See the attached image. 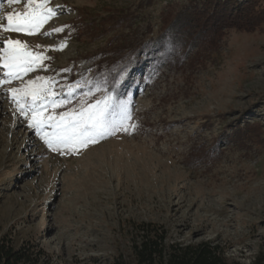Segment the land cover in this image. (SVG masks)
<instances>
[{"label": "rangeland", "instance_id": "obj_1", "mask_svg": "<svg viewBox=\"0 0 264 264\" xmlns=\"http://www.w3.org/2000/svg\"><path fill=\"white\" fill-rule=\"evenodd\" d=\"M254 1L250 27L225 29L204 59L139 56L122 100L136 130L62 155L28 127L10 89L40 76L65 99L82 70L92 75L96 53L158 39L163 16L187 0H52L64 10L34 34L5 30L28 0H0V44L19 40L50 58L0 85V246L41 250L32 264H110L129 254L133 223L155 222L171 240L221 241L242 262L264 255V0ZM6 72L0 62V79ZM78 107L50 105L40 118Z\"/></svg>", "mask_w": 264, "mask_h": 264}, {"label": "trees", "instance_id": "obj_2", "mask_svg": "<svg viewBox=\"0 0 264 264\" xmlns=\"http://www.w3.org/2000/svg\"><path fill=\"white\" fill-rule=\"evenodd\" d=\"M256 2L187 0L178 9L172 12L169 10L163 16L158 39L141 42L133 48H118L113 54L108 47L96 53L90 70L92 75L87 69L82 70L63 96L65 99L70 98V104L79 105L77 101L85 99L86 93L92 94L86 97L90 100L89 96L102 91L97 98L113 97L115 112L119 117V104L131 91V64H134L133 69H137L140 68L142 60L155 63L177 60L179 51L181 59L187 51L204 59L208 57L209 51L218 48L219 39L228 28L243 25L244 29L250 27L243 19L256 7ZM183 47L187 48L186 51ZM139 56L143 59L137 63ZM43 86L47 88V83H43ZM56 96L61 99L59 95ZM66 104L68 105H64ZM219 141H223L221 137ZM131 236L129 254H120L110 264H264L263 254L257 255L248 263L242 262L229 255L227 244L215 239L198 242L171 240L168 230L155 222L133 223ZM35 250L31 245L14 247L10 243H4L0 246V264H32L41 253V250Z\"/></svg>", "mask_w": 264, "mask_h": 264}, {"label": "snow or ice", "instance_id": "obj_3", "mask_svg": "<svg viewBox=\"0 0 264 264\" xmlns=\"http://www.w3.org/2000/svg\"><path fill=\"white\" fill-rule=\"evenodd\" d=\"M17 2L19 0H7L9 5ZM51 2L52 0H28L30 7L23 15L17 14L14 18L11 12L6 14L8 24L5 30L10 29L27 34L39 33L42 26L57 15V9L64 10L61 5L51 7ZM3 27L0 25V28ZM64 30V27H59L41 34L50 36L53 32L60 33ZM66 46V42L61 41L52 50L60 51ZM45 59L50 58L41 53L34 54L28 50L27 44L19 40H5L0 44V62L7 72L5 79H0V85L21 79L36 68L43 67L40 62ZM64 71H70V69H64ZM45 79V77L38 76L35 80H29L20 88H12L10 91L13 94L12 101L17 104L20 115L27 117L31 114L28 127L34 130L52 151L60 152L62 155L65 152H76L80 148L87 147L117 132L136 130L137 125L129 123L133 119L129 103L119 104L121 118L117 121L113 119L116 109L113 97L105 96L102 99H96L94 103H88L86 97L89 93L85 94V99L79 101L78 108H71L58 116L40 118V114L49 104L59 107L70 102V98L57 99L55 94L50 96L51 88H44L41 83ZM47 81L49 84L54 83L52 77H48ZM28 97H31V100H28ZM46 126L54 131L45 132Z\"/></svg>", "mask_w": 264, "mask_h": 264}]
</instances>
